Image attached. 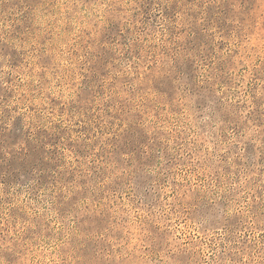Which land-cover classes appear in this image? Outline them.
Instances as JSON below:
<instances>
[{"label":"rangeland","instance_id":"374dc122","mask_svg":"<svg viewBox=\"0 0 264 264\" xmlns=\"http://www.w3.org/2000/svg\"><path fill=\"white\" fill-rule=\"evenodd\" d=\"M0 264H264V0H0Z\"/></svg>","mask_w":264,"mask_h":264}]
</instances>
